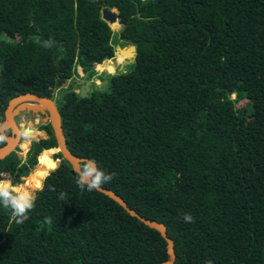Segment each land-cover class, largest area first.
Listing matches in <instances>:
<instances>
[{
	"label": "trees",
	"instance_id": "16d2710c",
	"mask_svg": "<svg viewBox=\"0 0 264 264\" xmlns=\"http://www.w3.org/2000/svg\"><path fill=\"white\" fill-rule=\"evenodd\" d=\"M118 43L135 45L132 67L96 74ZM78 67L108 89L92 82L80 95ZM62 85L67 147L165 224L174 264H264V0H0V123L12 96L53 97ZM38 128L45 136L23 155L17 145L0 158L11 185L36 188L23 224L0 207V264H160V232L105 193L81 191L70 163L51 156L50 123Z\"/></svg>",
	"mask_w": 264,
	"mask_h": 264
},
{
	"label": "water",
	"instance_id": "95a60500",
	"mask_svg": "<svg viewBox=\"0 0 264 264\" xmlns=\"http://www.w3.org/2000/svg\"><path fill=\"white\" fill-rule=\"evenodd\" d=\"M101 16L110 23L115 20L118 21L117 9L115 7L110 8L108 6H103L101 8ZM117 48L128 56H135V45L132 43L126 46H117ZM89 83L90 80H86L80 85L78 90L80 95L84 96L87 94ZM21 112H31L32 114L38 115L43 114L44 122H49L52 127L56 139V151H59L61 156L70 163V172L72 174H76V170L79 168L81 161L92 160L88 157L77 156L67 147L61 125L60 113L55 100L52 97L29 91L14 95L7 101L4 108V118L0 123V132L4 137V143L0 145V158L5 157L10 151L15 149L25 133L35 130L28 125L20 127V124L16 120V116ZM30 118V115H24V119L29 120ZM7 129L10 130L9 133L6 131ZM101 190V192L118 202L129 214L136 216L140 221L160 232L166 241L167 253L166 258L162 260L160 264H174L176 254L174 251L173 239L167 234L165 224L156 219L145 217L135 209L131 208L124 198L114 190L104 186Z\"/></svg>",
	"mask_w": 264,
	"mask_h": 264
},
{
	"label": "clouds",
	"instance_id": "9594fccd",
	"mask_svg": "<svg viewBox=\"0 0 264 264\" xmlns=\"http://www.w3.org/2000/svg\"><path fill=\"white\" fill-rule=\"evenodd\" d=\"M4 137L0 136V140ZM75 184L81 191H102L103 185L111 183L115 173H106L98 167L94 160H83L76 170ZM63 199V196H61ZM36 195L26 188L14 187L6 181L0 180V207L9 209L17 224H23L29 219V212L35 206ZM47 223H52L50 217H46ZM183 220L186 223L194 222L190 214H185Z\"/></svg>",
	"mask_w": 264,
	"mask_h": 264
},
{
	"label": "crops",
	"instance_id": "0c3cea01",
	"mask_svg": "<svg viewBox=\"0 0 264 264\" xmlns=\"http://www.w3.org/2000/svg\"><path fill=\"white\" fill-rule=\"evenodd\" d=\"M126 45H128V43H127V44H120V43L116 44V49H115L114 55H113L112 57H110V58H105V59L102 60L101 62H99V63H95V65H94V69L96 70V74H100V73H113V72L118 71V70H125L126 65H127L128 63H130V62L133 60V57L128 56V55H126L125 53L119 51L118 48H117V46H126ZM107 60H110V61L114 62V68H113L112 71H108V70H104V71H103V70L100 68V65H102V64H103L105 61H107ZM77 72H78V75H74V77H73L72 79H70V81L73 83V85H74V87H75L74 89H75L76 91L79 90L80 85H81L84 81H86V80H90V83H89V89H88V90L91 89V86H90V85L92 84V82L95 83L96 86H100V85L102 84V82H103V80H101L100 78H98L97 75L92 76L90 79H85V78L83 77V72L81 71L80 67L77 68ZM59 88H61V87H57V88H55V89H54V93H56V91H58ZM88 90H87V91H88ZM24 115H25V114H23V117H24ZM26 120H28V119H26ZM29 120L36 121V122H38V124H40L41 122H44L43 114H40V115H38V114H33V117H31ZM32 128H33V127H32ZM35 130H36V132H37L38 135L35 136L34 138H38L39 136H45V134H46L45 131H44L43 129H39V128H38V125L36 126ZM28 143H29V142H28ZM50 148H51V147H50ZM45 149H46V148H45ZM43 150H44V149H43ZM55 151H56V148H55L54 151L51 152V156H52L53 152H55ZM8 179H9V178H8ZM9 184H10V179H9ZM10 185H11V184H10ZM13 186H14V185H13Z\"/></svg>",
	"mask_w": 264,
	"mask_h": 264
},
{
	"label": "rangeland",
	"instance_id": "374dc122",
	"mask_svg": "<svg viewBox=\"0 0 264 264\" xmlns=\"http://www.w3.org/2000/svg\"><path fill=\"white\" fill-rule=\"evenodd\" d=\"M119 27H120V23H119V25H118L116 28H113V29L117 30ZM132 65H133V60H132L130 63H128V64L126 65L125 70H129V69L132 67ZM103 71H104V70H103ZM99 88H100V89H103V90L108 89V80H107V78H106L105 80H103V82H102V84L99 86ZM63 90H64V87H63V85H62V87L59 88L58 91H56V93H53V97H52V98L55 100V102L59 101L60 95H61V93H62ZM16 120H17V122L20 124V127H23V126H25V125H28V126L33 127V128L35 129L36 126L38 125V122H36V121H33V120H26V119H24V117H23V113H20L19 117L16 118ZM37 135H38L37 132L34 133V134H28V132H27V133H25V135L22 136V140L20 141V145H19V146H20V151H19L20 154H23V153H24V150H25L26 147H27V146H23V145L21 144V142H22V141H27V142H29L31 138H33V137H35V136H37ZM27 145H28V144H27ZM37 157H38V156H37ZM55 159H56V162H58L60 158L57 157V158H55ZM33 168H34V167H33ZM33 168H32V169H33ZM32 169H31L29 172H31ZM27 175H29V173H28ZM3 176H7V177L10 179V177L8 176V174H6V173H0V178L3 177ZM25 176H26V175H25ZM25 176H23V180H22V182H24V177H25ZM22 182H20L19 184H21ZM16 185H18V184H16ZM12 186H13V185H12ZM35 189H36V188H34L32 191L34 192Z\"/></svg>",
	"mask_w": 264,
	"mask_h": 264
},
{
	"label": "bare ground",
	"instance_id": "6f19581e",
	"mask_svg": "<svg viewBox=\"0 0 264 264\" xmlns=\"http://www.w3.org/2000/svg\"><path fill=\"white\" fill-rule=\"evenodd\" d=\"M21 144H22L23 146H27L28 142H27V141H22ZM38 167H39V165H38V163H37V164L34 166V168L32 169V171L35 170V169L38 168ZM32 171H31V172H32ZM31 172H29V175L31 174Z\"/></svg>",
	"mask_w": 264,
	"mask_h": 264
},
{
	"label": "flooded vegetation",
	"instance_id": "af4514ba",
	"mask_svg": "<svg viewBox=\"0 0 264 264\" xmlns=\"http://www.w3.org/2000/svg\"><path fill=\"white\" fill-rule=\"evenodd\" d=\"M56 105H57V103H56ZM21 113H23V114H28V115H30L31 117H33V114H32L31 112H28V113H26V112H21ZM19 115H20V113L16 116V118H18ZM21 140H22V137H21Z\"/></svg>",
	"mask_w": 264,
	"mask_h": 264
},
{
	"label": "built area",
	"instance_id": "2783aa9c",
	"mask_svg": "<svg viewBox=\"0 0 264 264\" xmlns=\"http://www.w3.org/2000/svg\"><path fill=\"white\" fill-rule=\"evenodd\" d=\"M19 145H20V143H19ZM20 147V146H19ZM27 148V147H26ZM26 150V149H25ZM25 150H24V152H25ZM20 151V150H19ZM20 154V153H19ZM24 154V153H23ZM23 154H20V155H23Z\"/></svg>",
	"mask_w": 264,
	"mask_h": 264
}]
</instances>
